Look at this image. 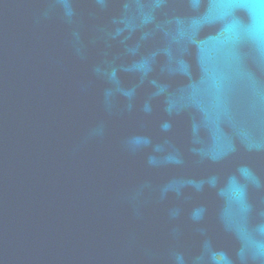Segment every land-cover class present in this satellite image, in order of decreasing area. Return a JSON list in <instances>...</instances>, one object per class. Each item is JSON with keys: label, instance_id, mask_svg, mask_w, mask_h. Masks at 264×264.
<instances>
[{"label": "water", "instance_id": "water-1", "mask_svg": "<svg viewBox=\"0 0 264 264\" xmlns=\"http://www.w3.org/2000/svg\"><path fill=\"white\" fill-rule=\"evenodd\" d=\"M0 264H264V0H0Z\"/></svg>", "mask_w": 264, "mask_h": 264}]
</instances>
